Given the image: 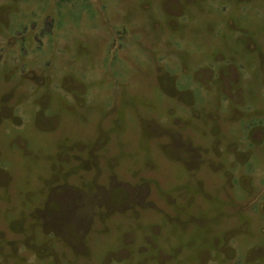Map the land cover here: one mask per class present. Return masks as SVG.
<instances>
[{
    "label": "rangeland",
    "instance_id": "rangeland-1",
    "mask_svg": "<svg viewBox=\"0 0 264 264\" xmlns=\"http://www.w3.org/2000/svg\"><path fill=\"white\" fill-rule=\"evenodd\" d=\"M0 264H264V0H0Z\"/></svg>",
    "mask_w": 264,
    "mask_h": 264
}]
</instances>
